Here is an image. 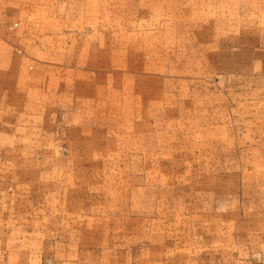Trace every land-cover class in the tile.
<instances>
[{
	"label": "rangeland",
	"instance_id": "rangeland-1",
	"mask_svg": "<svg viewBox=\"0 0 264 264\" xmlns=\"http://www.w3.org/2000/svg\"><path fill=\"white\" fill-rule=\"evenodd\" d=\"M18 1L0 0L12 29L56 30L60 14L67 30L97 31L88 53L97 68L82 71L83 94L95 96L82 97L86 118L56 120L70 143L56 153L63 168L46 166L52 153L7 155L14 206L39 213L17 217V234L49 219L65 229L52 241L101 264H264V231H243L237 247L235 216L219 220L228 229L219 240L196 214L217 191L264 194V169L252 166L264 158V0ZM42 175L65 176L66 192L44 196Z\"/></svg>",
	"mask_w": 264,
	"mask_h": 264
},
{
	"label": "crops",
	"instance_id": "crops-1",
	"mask_svg": "<svg viewBox=\"0 0 264 264\" xmlns=\"http://www.w3.org/2000/svg\"><path fill=\"white\" fill-rule=\"evenodd\" d=\"M29 1L34 4L31 0H19L17 3L28 5ZM67 1L43 0L41 4L61 7ZM87 2L90 6L97 5V0H84L83 4ZM46 17L49 18V15H45L43 21ZM6 18L0 14V151L4 157L0 162V264H101V259H82L74 255L70 249L79 245L63 241L65 239L62 240L61 236L57 241H52L48 234L51 230L63 232L65 229L59 226L58 229H51L49 219H42L36 228L31 225L30 230L20 229L17 234V217H32L39 213L34 209L25 212L14 206L19 194L8 192V189L13 187L11 168L16 161L7 158L9 153H52V158L45 162L46 166L63 168L64 161L56 153L62 146L68 148L70 143H66V129L59 127L56 120L61 117L74 124L75 120L86 118L82 109V104L86 102L82 97L95 96L90 90L83 94L82 84L91 85V79L87 77L83 80L81 76L83 70L97 68L92 65L88 55L91 48H97V31L67 30L64 24L60 25L66 20L60 14L57 15L56 30H15L5 24ZM26 18L27 15L23 20L27 21ZM93 18L91 12L85 21H92ZM82 55H86L85 58ZM103 67L108 69L107 64ZM109 68H112L111 63ZM252 166L264 169V158L253 162ZM43 175L44 196L55 193V190L59 194L66 192L65 176ZM204 209L196 214L207 215L211 222L209 227L217 229L216 235L210 230L209 239L217 236L220 240V236L228 231L219 222L227 215L236 217L232 229L239 234L235 235L237 247H241L243 231H264V194L255 198L243 195V192L217 191L209 194L208 207ZM46 210L43 209L41 213L49 216L50 211ZM35 232L38 233L36 236ZM53 247L56 250H52ZM131 262L208 264L204 259H105L104 264Z\"/></svg>",
	"mask_w": 264,
	"mask_h": 264
},
{
	"label": "built area",
	"instance_id": "built-area-1",
	"mask_svg": "<svg viewBox=\"0 0 264 264\" xmlns=\"http://www.w3.org/2000/svg\"><path fill=\"white\" fill-rule=\"evenodd\" d=\"M1 158V157H0Z\"/></svg>",
	"mask_w": 264,
	"mask_h": 264
}]
</instances>
